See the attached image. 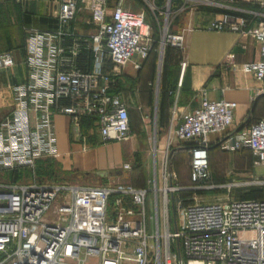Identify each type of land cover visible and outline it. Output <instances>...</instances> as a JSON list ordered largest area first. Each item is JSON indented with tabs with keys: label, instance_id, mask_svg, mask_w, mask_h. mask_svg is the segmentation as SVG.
<instances>
[{
	"label": "built area",
	"instance_id": "1",
	"mask_svg": "<svg viewBox=\"0 0 264 264\" xmlns=\"http://www.w3.org/2000/svg\"><path fill=\"white\" fill-rule=\"evenodd\" d=\"M79 1L59 0L56 30L31 31L25 40L26 81L13 88L12 111L0 123V174L32 169L42 159L60 156L56 115L70 119L74 134L88 119L102 144L130 139L128 108L115 91L123 68L134 57H148L152 29L143 12L120 6L106 20V1L95 0L96 29L78 36L70 26ZM254 4L264 10V0ZM252 19L222 14L206 29L254 38L260 59L238 69L264 82V20L252 26ZM168 28L169 23L160 48L184 50L185 32L170 33ZM13 66L12 56L1 53L0 72ZM186 66L182 61L181 70ZM134 67L140 69L139 64ZM236 106L202 93L191 112L178 116L173 108L169 130L189 146L192 183L209 178L208 137L230 128ZM223 148L249 149L255 166L264 169V117L245 137L226 140ZM171 179L164 161L153 194L148 188L0 181V264H264V200L195 202L179 210L181 202L175 203L173 196L180 189ZM171 206L179 208L174 231Z\"/></svg>",
	"mask_w": 264,
	"mask_h": 264
},
{
	"label": "crops",
	"instance_id": "2",
	"mask_svg": "<svg viewBox=\"0 0 264 264\" xmlns=\"http://www.w3.org/2000/svg\"><path fill=\"white\" fill-rule=\"evenodd\" d=\"M105 1L106 20H109L112 9L120 6L132 12H143L152 29L153 43L148 57H134L123 68L115 91L128 108L130 139L99 145L84 143L73 133L70 119L56 115L53 127L62 167L86 175L94 173L102 179L109 170H128L124 169L125 163H132L137 154H144L145 166L156 168L168 152L169 162L174 154L188 158L190 169L189 146L169 130L171 112L174 107L178 116L191 112L198 107L201 95L205 93L212 101L225 100L237 105L230 128L225 133L208 137V169L218 166L222 160L233 159L238 166L253 169V173L264 171L255 166L256 158L249 149L227 151L223 148L226 140L245 137L247 129L264 117V82L238 69L260 59L259 45L251 36L206 29L222 14L248 20L257 15L251 23L256 25L264 20V10L254 4L255 0ZM94 2L79 1L77 17L70 26L76 35L85 37L94 33ZM58 5L59 0H0V54L9 53L14 61L13 67L0 72V123L12 111L13 88L26 81L25 40L31 31L56 30ZM182 6H186L185 10L173 15ZM167 23L170 33L185 32L184 50L160 48L159 41ZM182 61L187 63L184 71L180 67ZM135 64H139L140 69H135ZM150 108L156 112L151 122ZM88 121L84 119L81 127H85ZM108 174L111 176L112 172ZM146 182L142 185L137 179L132 188H148L153 179Z\"/></svg>",
	"mask_w": 264,
	"mask_h": 264
},
{
	"label": "rangeland",
	"instance_id": "3",
	"mask_svg": "<svg viewBox=\"0 0 264 264\" xmlns=\"http://www.w3.org/2000/svg\"><path fill=\"white\" fill-rule=\"evenodd\" d=\"M155 113L153 108H150V122L153 118L152 115ZM75 134L84 143L88 142L90 144L93 143V145H99L94 127L90 121ZM243 153L246 154V151ZM166 155L168 157V152L163 156V161L159 163L160 165L156 168H150L145 166L144 154H137L132 163H125V165H129L128 170H109L102 179L94 173L86 175L80 172L67 171L62 167L60 158H48L40 160L36 167L32 169H21L15 172L3 171L0 174V181L8 182L13 180L24 184H68L93 187L105 186L106 184L113 188H125L133 187L134 181L137 179L142 182V185H145L148 179H153L155 173L157 175L156 185L153 182H149L147 186L151 190V194H153L154 186L157 189L160 184L159 176L163 163L167 161V168L171 172H174L172 174L171 184L180 189L173 196L174 201L175 203L177 201L181 202L180 209L172 206L170 208L171 231H174L175 228L173 216L174 214L176 215L177 209L183 210V208L195 202H219L224 204L229 201L264 196V184H256L257 181L264 183V171L262 170H260V174L255 171L253 173V169L242 168L235 164V160L233 159H227V161L222 160L218 166L210 168L209 178L206 181L194 184L189 181L190 169L188 158L174 154L169 162V159L165 158ZM110 171L112 172L111 176L108 174Z\"/></svg>",
	"mask_w": 264,
	"mask_h": 264
},
{
	"label": "trees",
	"instance_id": "4",
	"mask_svg": "<svg viewBox=\"0 0 264 264\" xmlns=\"http://www.w3.org/2000/svg\"><path fill=\"white\" fill-rule=\"evenodd\" d=\"M158 38H159V37H157V38H156V41H158V40H159ZM167 48H170V47H169V46H167V47H166V49H167ZM251 199L264 200V196L255 197V198H251ZM242 200H248V199H242Z\"/></svg>",
	"mask_w": 264,
	"mask_h": 264
},
{
	"label": "bare ground",
	"instance_id": "5",
	"mask_svg": "<svg viewBox=\"0 0 264 264\" xmlns=\"http://www.w3.org/2000/svg\"><path fill=\"white\" fill-rule=\"evenodd\" d=\"M192 264H200V263H192Z\"/></svg>",
	"mask_w": 264,
	"mask_h": 264
}]
</instances>
